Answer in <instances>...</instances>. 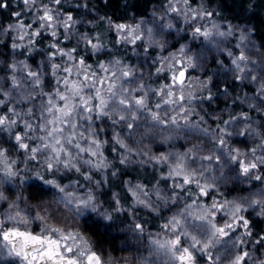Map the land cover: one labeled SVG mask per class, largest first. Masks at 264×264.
<instances>
[{
  "label": "clouds",
  "instance_id": "9594fccd",
  "mask_svg": "<svg viewBox=\"0 0 264 264\" xmlns=\"http://www.w3.org/2000/svg\"><path fill=\"white\" fill-rule=\"evenodd\" d=\"M0 264H264V0H0Z\"/></svg>",
  "mask_w": 264,
  "mask_h": 264
}]
</instances>
